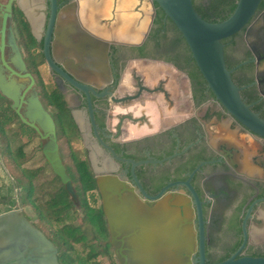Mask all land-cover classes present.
<instances>
[{"label": "flooded vegetation", "instance_id": "1", "mask_svg": "<svg viewBox=\"0 0 264 264\" xmlns=\"http://www.w3.org/2000/svg\"><path fill=\"white\" fill-rule=\"evenodd\" d=\"M19 1L26 9L40 12L33 25ZM87 1L56 0L53 15L51 0H17L12 4V25L37 88L42 87L45 66L48 85L55 90L53 97L64 103L63 110L54 103L49 112L56 122L65 167L60 135L66 138L72 156L86 164L95 188L82 194L70 176L78 197L75 203L44 157L43 164L24 166L33 171L43 168L41 175L29 178L30 185L23 177L11 176L0 152V165L6 172L0 179V196L7 197L1 206L12 208L0 215L19 210L53 243L59 264H83V259L91 264H121V260H130L127 243L122 244L131 242L127 237L130 230L118 228L111 243L99 181L117 179V192L137 200L142 205L135 208L139 213L157 209L153 204L174 195L193 201L185 185L189 182L201 202L205 264H218L233 256L264 258V139L216 102L206 81L200 82L190 49L184 42H176L175 33L152 37L155 17L140 39L130 37V32L105 33L93 24L101 21L100 8L89 9ZM50 25V56L65 76L50 68L44 55ZM34 50L44 60L37 67L29 63ZM225 50L230 69L246 63L233 71L232 79L243 88L244 101L264 119V0L250 23L228 39ZM136 62L163 69L142 73L131 66ZM61 114L69 120L64 127ZM61 187L71 205L56 195ZM192 207L200 242L198 208ZM127 209L117 207V211ZM46 210L53 213L50 218H45ZM88 213L103 214L104 219L99 217L102 224L105 220L104 231L95 232L91 242H59L61 230L76 229L80 237L88 232ZM198 260L199 249L192 256L194 263Z\"/></svg>", "mask_w": 264, "mask_h": 264}, {"label": "water", "instance_id": "2", "mask_svg": "<svg viewBox=\"0 0 264 264\" xmlns=\"http://www.w3.org/2000/svg\"><path fill=\"white\" fill-rule=\"evenodd\" d=\"M14 1L17 0H6L3 4L4 0H0V95L11 102V109L21 123L37 133L43 157L76 203L78 197L74 183L60 155L55 119L42 103L35 78L15 38L12 25ZM262 1L237 0L234 12L226 20L212 23L201 18L194 8L193 0H151L152 5L156 3L182 34L216 102L248 131L264 139V119L244 101L240 94L243 88L238 87L232 79L233 71L246 63L228 69L225 44L222 43L250 23ZM51 2L55 15L56 0ZM20 3L25 16L33 25V20L41 15L40 12L26 9ZM50 31L51 25L45 39L44 55L49 67L65 76L51 59ZM185 185L192 193L193 201L184 195H174L153 204L157 209L139 213L135 208L142 205L137 200L123 198L117 192V179L108 177L99 181L111 243L114 244L118 228L130 230L127 237L131 242H122L123 245L127 243L130 260H121V264H205L201 202L190 183L186 182ZM193 205L197 206L199 213L200 242H197L193 223ZM117 207L128 209L117 211ZM180 207H183V211ZM197 249L199 260L194 263L192 256ZM0 264L59 262L57 250L45 234L35 228L19 210H11L0 215ZM218 264H264V258L237 259L233 256Z\"/></svg>", "mask_w": 264, "mask_h": 264}, {"label": "trees", "instance_id": "3", "mask_svg": "<svg viewBox=\"0 0 264 264\" xmlns=\"http://www.w3.org/2000/svg\"><path fill=\"white\" fill-rule=\"evenodd\" d=\"M236 2L237 0H207V3L205 4L203 0H193V5L197 13L201 16L202 19L217 23L222 22L226 20L235 10L236 8ZM155 7V18L153 21V29L151 32L152 37L159 38L162 37L163 33H175L176 42L178 41L184 42L185 47L188 49L185 39L183 38L182 34L179 32L175 24L167 18V21L165 22L164 19L166 18L165 13L163 10L154 3ZM27 26V25H26ZM26 31L29 33V28L26 27ZM229 39V38H228ZM228 39H225L222 41L223 44H225ZM192 63L195 65L196 71L198 72V76L200 79L201 84L205 83V80L200 73L198 67L196 66L195 61L192 58V54L190 53ZM30 58L32 65L34 67H37L40 64L44 63V60L42 59V55L37 53L36 50L32 51L30 53ZM225 60L228 69H230V65L227 62V56H226V50H225ZM33 73V72H32ZM42 87L38 88L40 98L42 100V103L47 108L48 111L54 106V103H56V106L58 109L63 110L64 109V103L61 100L60 97H53V93L55 90H53L50 86L47 84H43ZM1 99V97H0ZM55 99V101L53 100ZM0 101V146H1V156L2 159L5 162V166L7 167L8 171L10 172L11 176L14 179H17L19 177H23L25 182L27 184H31L29 178L35 177L37 175H41L42 172L39 171H33V170H27L24 166L27 162V152L26 149L36 140H38L37 133L32 130L30 127L24 125L21 123L19 117L12 111L10 105L11 102L9 100L1 99ZM66 120H68L65 117V114H61L60 116V125L64 127L66 124ZM69 124V120H68ZM12 128V129H10ZM15 129V130H14ZM11 131L10 135L14 134L13 138H10L8 135V132ZM63 135L59 136V142L61 143V138ZM10 139V140H9ZM12 142V144L10 142ZM11 145H15L14 150H12ZM5 149V153L4 150ZM67 159L74 160V163H68ZM67 172L70 176L74 178V182L76 184H79L81 187V191L83 194V191L85 189H90L92 187L95 188V182L90 177V174L88 172V168L86 164L83 162V160L79 159L77 156L73 155L72 152L69 154H66V157L64 159ZM73 162V161H72ZM45 163V161L43 162ZM47 165V164H46ZM83 176L88 177L86 180L83 179ZM57 178V177H56ZM58 179V178H57ZM29 185V186H30ZM31 194V193H30ZM57 196H61V201L63 203L68 202L69 205H71V201L69 200L68 196L66 195V192L63 187H61V190L59 189L56 191ZM5 196H0V212L7 211L12 208H4L1 206L2 200L6 199ZM59 198V197H58ZM14 204V203H13ZM53 215V213L46 210L45 212V218H50V216ZM102 216L104 219L103 214H86V221L89 224V231L85 232V234L80 237V232L73 228H67L64 230H61V237L59 238V242L65 243L67 240H87L88 242L92 241V237L94 238L95 232H102L105 228V220L102 224L100 221V217ZM94 229V231L92 230ZM106 230V229H105ZM70 264H82V263H75L72 262ZM83 264H91V262L86 261L83 259Z\"/></svg>", "mask_w": 264, "mask_h": 264}, {"label": "crops", "instance_id": "4", "mask_svg": "<svg viewBox=\"0 0 264 264\" xmlns=\"http://www.w3.org/2000/svg\"><path fill=\"white\" fill-rule=\"evenodd\" d=\"M88 8L98 9L101 21L94 26L105 33L125 32L140 39L150 29L153 18L151 0H88ZM92 11V10H91Z\"/></svg>", "mask_w": 264, "mask_h": 264}, {"label": "rangeland", "instance_id": "5", "mask_svg": "<svg viewBox=\"0 0 264 264\" xmlns=\"http://www.w3.org/2000/svg\"><path fill=\"white\" fill-rule=\"evenodd\" d=\"M86 0H83V3L85 2ZM131 66L135 67V69H137L138 71L144 73L148 70H152V71H155V70H159V69H163L159 66H154L153 64H148L147 67H145V64L143 63H139V62H136V63H133L131 64ZM42 74L43 76H41L43 79H42V82L43 84H47L48 85V77H47V69L45 66L42 67ZM49 86V85H48ZM2 98V97H1ZM3 99V98H2ZM15 130V129H14ZM216 131L218 130L217 127L215 129ZM11 134V131L8 132V135L10 138H13L14 137V134L13 135H10ZM232 138H235V134H232ZM10 140V139H9ZM10 142V141H9ZM12 144V142H10ZM243 144V142H242ZM61 146L64 148V153H65V156L66 154H69L70 153V150L67 148V144H66V138L62 136L61 138ZM14 147L15 145H11V148L12 150H14ZM4 153L7 151H5V149L3 150ZM1 152V151H0ZM26 154H27V165L30 164V167H34V166H38L40 164H43L44 162V158H43V155H42V152H41V141L38 139L36 140L35 142H33L27 149H26ZM69 160V159H67ZM4 169L1 167L0 165V179H3V176L6 174L5 171H3ZM3 171V172H2ZM41 180H45L44 179H41ZM1 184V182H0Z\"/></svg>", "mask_w": 264, "mask_h": 264}, {"label": "bare ground", "instance_id": "6", "mask_svg": "<svg viewBox=\"0 0 264 264\" xmlns=\"http://www.w3.org/2000/svg\"><path fill=\"white\" fill-rule=\"evenodd\" d=\"M23 56V55H22ZM56 123V122H55Z\"/></svg>", "mask_w": 264, "mask_h": 264}]
</instances>
